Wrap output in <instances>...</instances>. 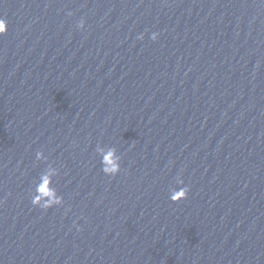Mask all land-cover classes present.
<instances>
[{"label": "water", "instance_id": "obj_1", "mask_svg": "<svg viewBox=\"0 0 264 264\" xmlns=\"http://www.w3.org/2000/svg\"><path fill=\"white\" fill-rule=\"evenodd\" d=\"M0 18V264H264V0Z\"/></svg>", "mask_w": 264, "mask_h": 264}, {"label": "clouds", "instance_id": "obj_2", "mask_svg": "<svg viewBox=\"0 0 264 264\" xmlns=\"http://www.w3.org/2000/svg\"><path fill=\"white\" fill-rule=\"evenodd\" d=\"M69 15H71V13H69ZM80 27L83 28V22H81ZM6 32H7V21L5 19H3V18H0V35H4ZM158 35H159L158 33H152L151 39L153 41L157 40L158 39ZM138 38L139 39H143V36L141 35ZM109 155L113 156L114 153H109ZM118 172H119V167L118 166H114V167H112L111 169L108 170V174H110V175H116V174H118ZM188 191H189L188 188H185L183 190V192H184L183 198L184 199L187 198ZM55 202L58 203V201H55ZM37 203L38 202L36 200H33V205L36 206ZM51 203L52 202H49L48 204H39V207L46 209L47 207L51 206Z\"/></svg>", "mask_w": 264, "mask_h": 264}]
</instances>
